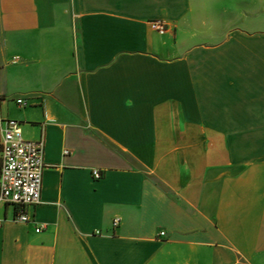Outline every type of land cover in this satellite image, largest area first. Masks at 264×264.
I'll use <instances>...</instances> for the list:
<instances>
[{
  "label": "crops",
  "instance_id": "1",
  "mask_svg": "<svg viewBox=\"0 0 264 264\" xmlns=\"http://www.w3.org/2000/svg\"><path fill=\"white\" fill-rule=\"evenodd\" d=\"M255 14L264 0H0V120L43 134L46 164L31 222L0 204V264H264Z\"/></svg>",
  "mask_w": 264,
  "mask_h": 264
},
{
  "label": "built area",
  "instance_id": "2",
  "mask_svg": "<svg viewBox=\"0 0 264 264\" xmlns=\"http://www.w3.org/2000/svg\"><path fill=\"white\" fill-rule=\"evenodd\" d=\"M150 28L159 34L168 32V25L162 19L149 22ZM17 105L26 107L27 100L18 98ZM45 141L43 134L37 140H26L22 136L21 123L18 120L3 118L0 120V204L15 208L14 221L31 222L28 209L41 202ZM69 150H64L67 155ZM95 179L101 178V172L93 170ZM119 219L113 225L116 227ZM100 232L97 231V234ZM160 236L164 232H160Z\"/></svg>",
  "mask_w": 264,
  "mask_h": 264
},
{
  "label": "rangeland",
  "instance_id": "3",
  "mask_svg": "<svg viewBox=\"0 0 264 264\" xmlns=\"http://www.w3.org/2000/svg\"><path fill=\"white\" fill-rule=\"evenodd\" d=\"M250 31L254 34H264V14H255L254 27Z\"/></svg>",
  "mask_w": 264,
  "mask_h": 264
}]
</instances>
